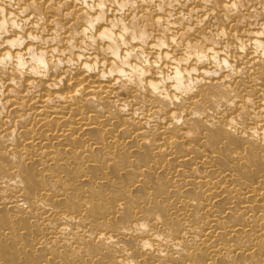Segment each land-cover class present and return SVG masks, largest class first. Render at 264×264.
<instances>
[{
	"label": "bare ground",
	"instance_id": "bare-ground-1",
	"mask_svg": "<svg viewBox=\"0 0 264 264\" xmlns=\"http://www.w3.org/2000/svg\"><path fill=\"white\" fill-rule=\"evenodd\" d=\"M0 264H264V0H0Z\"/></svg>",
	"mask_w": 264,
	"mask_h": 264
}]
</instances>
